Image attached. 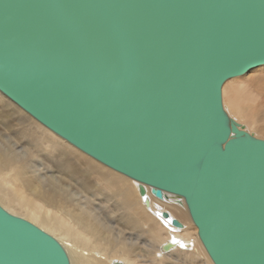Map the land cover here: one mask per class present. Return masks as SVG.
Here are the masks:
<instances>
[{
	"label": "water",
	"instance_id": "1",
	"mask_svg": "<svg viewBox=\"0 0 264 264\" xmlns=\"http://www.w3.org/2000/svg\"><path fill=\"white\" fill-rule=\"evenodd\" d=\"M260 67L264 0H0V93L157 199L184 200L213 264H264V140L223 103ZM0 264L71 261L0 205Z\"/></svg>",
	"mask_w": 264,
	"mask_h": 264
},
{
	"label": "bare ground",
	"instance_id": "2",
	"mask_svg": "<svg viewBox=\"0 0 264 264\" xmlns=\"http://www.w3.org/2000/svg\"><path fill=\"white\" fill-rule=\"evenodd\" d=\"M244 80L225 84L224 108L248 133L264 138V80ZM5 98L0 93V103L7 102ZM8 101L25 120L8 119L0 131V205L53 236L71 264H196L194 258L201 256L202 264H213L184 200L169 194L157 199L152 188L98 163ZM23 134H30L35 143L20 145L18 136ZM34 134L40 136L35 139ZM59 149L76 160L54 156L57 167L39 155ZM174 220L182 227H175ZM141 245L144 255L138 253Z\"/></svg>",
	"mask_w": 264,
	"mask_h": 264
},
{
	"label": "rangeland",
	"instance_id": "3",
	"mask_svg": "<svg viewBox=\"0 0 264 264\" xmlns=\"http://www.w3.org/2000/svg\"><path fill=\"white\" fill-rule=\"evenodd\" d=\"M254 74V75H253ZM242 78H244L245 80H244V82H247V83H249L248 81L251 79V81L252 80H254V81H256L258 78H261L262 80H264V69H259V70H254V71H252L251 73H249L248 75H246V76H244V77H242ZM254 78V79H253ZM247 80V81H246ZM251 81H250V83H251ZM254 81H252V83L254 82ZM255 86H257V85H255ZM256 88V87H255ZM254 90V89H253ZM256 92H257V90L256 91H253L252 93H255L256 94ZM5 100H7V102H2V103H0V131L1 130H3L4 128H5V126H4V124L5 123H8L9 122V120L11 121V120H13V118L16 120V121H20V122H24V117H23V115H21V114H17V112H16V110L15 109H12L13 107H9L8 106V99L7 98H5ZM4 113V114H3ZM4 116V117H3ZM3 117V118H2ZM2 118V119H1ZM4 119V120H3ZM9 119V120H8ZM3 124V125H2ZM26 125V124H25ZM31 128V127H30ZM252 130L254 129V127L253 128H251ZM31 130H33V129H31ZM15 131V132H14ZM255 131H257V132H260V130H253V132H255ZM19 132V131H18ZM11 133H12V135L13 136H17V130H12L11 131ZM29 135V137H30V134H28ZM27 134L25 135V134H23V135H19L18 136V140H19V142H20V145H23V146H26V147H28V146H30V144L32 143V142H34L35 143V141L31 138H27V136H28ZM35 135V134H34ZM34 135H32L33 137H34ZM26 136V137H25ZM36 137H35V139L37 138V136H40L39 134L38 135H35ZM26 138V139H25ZM25 139V140H24ZM259 139H263L264 140V138H259ZM28 140H29V142L30 143H27L28 142ZM42 154V157L45 159V161L46 162H53L56 166H57V164H56V162L59 160V159H57V158H55L54 156H58V155H63V156H67V157H71L72 159H75L76 160V158L74 157V156H72V155H70L66 150H64V149H59V151L58 152H56V153H52V154H46V153H39V155H41ZM57 167H59V166H57ZM99 190L100 191H103V188L102 187H100L99 188ZM120 206L118 205V208H119ZM117 208V209H118ZM120 217V216H119ZM119 217H117V219H119ZM192 231V230H191ZM144 238V237H143ZM145 239V238H144ZM141 241L143 242V239H141ZM141 242V243H142ZM141 249V250H140ZM140 249H138V253H142L143 255H144V253H146L144 250H145V248L141 245L140 246ZM137 253V254H138ZM139 255V254H138ZM202 257V256H201ZM199 258V259H195L194 258V261H197L196 262V264H202L203 262H204V258L202 257V258ZM197 258V257H196ZM191 260H193V257H192V259H190L189 258V261L191 262ZM193 264V263H192Z\"/></svg>",
	"mask_w": 264,
	"mask_h": 264
}]
</instances>
